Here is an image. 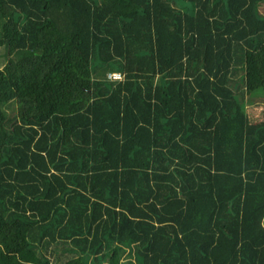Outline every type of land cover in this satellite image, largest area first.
I'll use <instances>...</instances> for the list:
<instances>
[{"label": "trees", "instance_id": "obj_1", "mask_svg": "<svg viewBox=\"0 0 264 264\" xmlns=\"http://www.w3.org/2000/svg\"><path fill=\"white\" fill-rule=\"evenodd\" d=\"M0 264H264V0H0Z\"/></svg>", "mask_w": 264, "mask_h": 264}, {"label": "rangeland", "instance_id": "obj_2", "mask_svg": "<svg viewBox=\"0 0 264 264\" xmlns=\"http://www.w3.org/2000/svg\"><path fill=\"white\" fill-rule=\"evenodd\" d=\"M110 76H111V78H113V75H112V74H111ZM117 76H118V75H117ZM260 109H261V108H259L257 105L248 107V111H249V113H251L252 115H253V114H257V113L259 112Z\"/></svg>", "mask_w": 264, "mask_h": 264}, {"label": "built area", "instance_id": "obj_3", "mask_svg": "<svg viewBox=\"0 0 264 264\" xmlns=\"http://www.w3.org/2000/svg\"><path fill=\"white\" fill-rule=\"evenodd\" d=\"M112 75H113V78H120L121 77V75L119 73H112Z\"/></svg>", "mask_w": 264, "mask_h": 264}]
</instances>
